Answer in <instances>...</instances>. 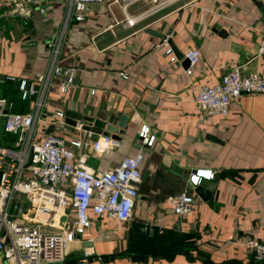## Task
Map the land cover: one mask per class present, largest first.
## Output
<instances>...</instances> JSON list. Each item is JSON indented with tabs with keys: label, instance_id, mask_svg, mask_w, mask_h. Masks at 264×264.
Returning a JSON list of instances; mask_svg holds the SVG:
<instances>
[{
	"label": "crops",
	"instance_id": "crops-1",
	"mask_svg": "<svg viewBox=\"0 0 264 264\" xmlns=\"http://www.w3.org/2000/svg\"><path fill=\"white\" fill-rule=\"evenodd\" d=\"M121 4H91L75 21L70 0H0V97L10 103L20 92L24 99L19 84L45 76V117L40 111L32 140L55 133L67 142L92 141L81 123L61 129L54 120L58 111L102 125L126 116L119 147L100 153L76 149V158L84 154L85 164L99 172L143 153L132 218H92L82 244L74 243L57 264H260L242 243L249 238L264 243V95L241 94L226 116L213 117L193 100L201 87L215 84L234 66L244 76L264 78V55L258 54L264 0H169L132 26L125 23ZM153 5V0H136L127 15L137 17ZM165 46L176 61H169ZM190 49L200 57L186 75ZM56 65L75 68L65 93L60 92L62 78L51 74ZM123 71L127 78L120 76ZM7 78L19 84L6 83ZM27 98V109L18 113L35 109V98ZM143 125L146 141L138 137ZM15 139L0 120V147L17 149ZM192 175L215 186L206 200L196 196L190 217L176 216L167 197L190 191ZM145 232L188 237L191 246L129 255L128 247ZM0 264L13 263L2 258Z\"/></svg>",
	"mask_w": 264,
	"mask_h": 264
},
{
	"label": "built area",
	"instance_id": "built-area-1",
	"mask_svg": "<svg viewBox=\"0 0 264 264\" xmlns=\"http://www.w3.org/2000/svg\"><path fill=\"white\" fill-rule=\"evenodd\" d=\"M23 1V0H12ZM40 2L41 0H24ZM105 0H70L73 19L81 21L91 4H102ZM121 2L125 23L129 26L165 8L169 0H153V6L137 17L127 15V6L136 0H110ZM116 23V22H114ZM111 27V26H110ZM165 42L167 40L165 39ZM164 54L171 55L165 46ZM258 54L264 55V28L258 47ZM185 57L188 67L186 75L199 61V51L190 49ZM75 68L56 65L51 74L62 78L60 92L65 93L72 85ZM127 78L126 72H120ZM13 80V78H8ZM45 76L36 77V82H21L22 97L35 98L34 110L28 113L8 111L10 103L0 97V119L3 130L17 136V149L0 147V260L5 258L13 264H57L63 262L74 243L82 244V236L91 229L92 218L108 216L118 222L132 218L137 185L141 178L140 166L143 153L122 158L110 169L96 172L85 164V155L76 158L75 150L91 148L95 153L119 147V141L110 134L99 135L92 141H65L55 133L47 134L41 142H34L33 126L38 120L45 91ZM40 84L41 88H36ZM264 95V78L251 74L244 76L239 67L230 68L211 86L201 87L194 97V103L206 116H226L230 103L241 94ZM6 112V113H4ZM45 117V113L41 111ZM55 123L63 129V113L58 111ZM82 128V125L80 124ZM148 127L141 126L138 137L146 141ZM196 174L211 178L208 172ZM190 191L171 194L167 204L176 216L190 217L194 210L196 195L193 188L198 177L191 176ZM242 245L260 264H264V243L253 238ZM84 256L88 255L83 249Z\"/></svg>",
	"mask_w": 264,
	"mask_h": 264
},
{
	"label": "trees",
	"instance_id": "trees-1",
	"mask_svg": "<svg viewBox=\"0 0 264 264\" xmlns=\"http://www.w3.org/2000/svg\"><path fill=\"white\" fill-rule=\"evenodd\" d=\"M27 107H28V98L25 97L24 99H22L19 92L18 98L15 97L12 99V102H10V108L8 109V111L18 113L21 112V110L23 111L26 110ZM13 135L17 139V136L15 134H12V136ZM138 239L140 240H138L135 245L133 246L130 245L127 249V253L133 257L145 255L148 253H153L158 255V254L174 253L177 251L182 252L191 246L188 237L177 236L172 234L169 235L163 233L148 234L145 232L140 234L138 236Z\"/></svg>",
	"mask_w": 264,
	"mask_h": 264
},
{
	"label": "water",
	"instance_id": "water-1",
	"mask_svg": "<svg viewBox=\"0 0 264 264\" xmlns=\"http://www.w3.org/2000/svg\"><path fill=\"white\" fill-rule=\"evenodd\" d=\"M188 62V61H187ZM6 83L18 85L19 81L6 79ZM6 113V112H4ZM64 123L71 127H76L77 123H81L82 129L86 132L90 133V137L94 140L99 135H106L110 133L111 137L117 141L120 140L119 134L124 131L125 124L127 121L126 116H121L118 121H113L108 118L102 125L100 122L94 121L91 123V119L88 116H84L82 114H73L69 111H64ZM52 130V128H51ZM1 177V171H0ZM208 180L204 178H200L198 184L193 188V191L197 197L201 200H206L209 196V192L207 190H212L215 186V182L213 184H208Z\"/></svg>",
	"mask_w": 264,
	"mask_h": 264
}]
</instances>
